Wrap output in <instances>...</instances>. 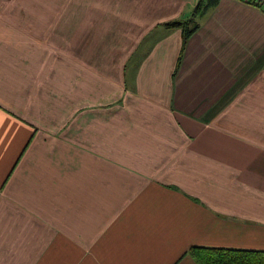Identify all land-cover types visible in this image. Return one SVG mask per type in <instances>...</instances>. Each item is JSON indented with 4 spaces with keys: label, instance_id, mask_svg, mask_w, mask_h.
<instances>
[{
    "label": "crops",
    "instance_id": "obj_1",
    "mask_svg": "<svg viewBox=\"0 0 264 264\" xmlns=\"http://www.w3.org/2000/svg\"><path fill=\"white\" fill-rule=\"evenodd\" d=\"M199 1L0 0V264L264 251V7Z\"/></svg>",
    "mask_w": 264,
    "mask_h": 264
},
{
    "label": "trees",
    "instance_id": "obj_2",
    "mask_svg": "<svg viewBox=\"0 0 264 264\" xmlns=\"http://www.w3.org/2000/svg\"><path fill=\"white\" fill-rule=\"evenodd\" d=\"M216 1L217 0H200L195 7L194 16L201 14ZM165 26L168 28H181L183 45L197 27L193 20L174 21ZM188 255L196 264H264V251L261 250L193 246L189 248Z\"/></svg>",
    "mask_w": 264,
    "mask_h": 264
},
{
    "label": "built area",
    "instance_id": "obj_3",
    "mask_svg": "<svg viewBox=\"0 0 264 264\" xmlns=\"http://www.w3.org/2000/svg\"><path fill=\"white\" fill-rule=\"evenodd\" d=\"M256 6L264 7V0H246Z\"/></svg>",
    "mask_w": 264,
    "mask_h": 264
}]
</instances>
